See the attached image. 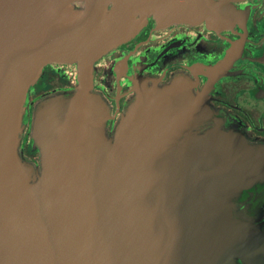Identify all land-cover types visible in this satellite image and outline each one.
Returning <instances> with one entry per match:
<instances>
[{
  "label": "water",
  "instance_id": "1",
  "mask_svg": "<svg viewBox=\"0 0 264 264\" xmlns=\"http://www.w3.org/2000/svg\"><path fill=\"white\" fill-rule=\"evenodd\" d=\"M221 7L0 0V264H235L264 253L232 206L264 176L261 151L219 127L200 133L212 112L180 80H139L113 137L92 91L94 63L150 16L215 21ZM51 62L76 63L78 84L37 104L36 167L20 154L27 95Z\"/></svg>",
  "mask_w": 264,
  "mask_h": 264
},
{
  "label": "flooded vegetation",
  "instance_id": "2",
  "mask_svg": "<svg viewBox=\"0 0 264 264\" xmlns=\"http://www.w3.org/2000/svg\"><path fill=\"white\" fill-rule=\"evenodd\" d=\"M214 2L222 5L217 20L160 24L150 16L133 37L94 63L92 91L107 104L109 137L134 100L139 80L161 86L180 80L212 112L200 133L219 127L242 137L264 159V0ZM77 84L76 64L52 62L29 89L20 154L36 167L41 158L32 141L36 106L50 96L73 92ZM241 191L232 202L234 214L262 237L264 247V176ZM234 261L264 264V253Z\"/></svg>",
  "mask_w": 264,
  "mask_h": 264
},
{
  "label": "rangeland",
  "instance_id": "3",
  "mask_svg": "<svg viewBox=\"0 0 264 264\" xmlns=\"http://www.w3.org/2000/svg\"><path fill=\"white\" fill-rule=\"evenodd\" d=\"M75 7L76 8H81V7H83V3H81V2H76L75 4ZM52 63V62H51ZM68 64H76V63H68ZM48 65V64H47ZM47 65H45L43 68H42V70L40 71V73H39V76H38V79H39V77L43 74V72H44V69H45V67L47 66ZM77 65V64H76Z\"/></svg>",
  "mask_w": 264,
  "mask_h": 264
}]
</instances>
